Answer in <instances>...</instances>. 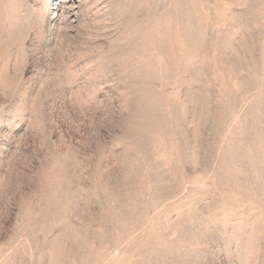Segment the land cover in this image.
<instances>
[{"label":"rangeland","instance_id":"rangeland-1","mask_svg":"<svg viewBox=\"0 0 264 264\" xmlns=\"http://www.w3.org/2000/svg\"><path fill=\"white\" fill-rule=\"evenodd\" d=\"M0 264H264V0H0Z\"/></svg>","mask_w":264,"mask_h":264}]
</instances>
